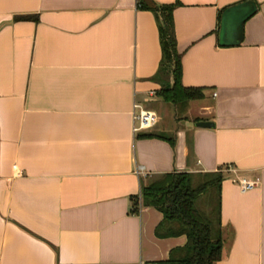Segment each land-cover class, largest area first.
Segmentation results:
<instances>
[{"label":"crops","instance_id":"1","mask_svg":"<svg viewBox=\"0 0 264 264\" xmlns=\"http://www.w3.org/2000/svg\"><path fill=\"white\" fill-rule=\"evenodd\" d=\"M152 1L178 3L180 82L204 88L184 112L156 95L158 19L136 0H0V264L164 261L185 238L156 236L160 212L134 210L141 183L215 171L214 264H264V0L226 47L217 12L242 0ZM133 104L154 112L150 128L132 131Z\"/></svg>","mask_w":264,"mask_h":264},{"label":"trees","instance_id":"2","mask_svg":"<svg viewBox=\"0 0 264 264\" xmlns=\"http://www.w3.org/2000/svg\"><path fill=\"white\" fill-rule=\"evenodd\" d=\"M254 1V0H253ZM256 6L258 3L254 1ZM137 8L156 15L160 61L155 79L159 82L156 95L174 109H186L190 100L203 97V87H185L180 82V53L176 49L171 11L178 3L157 5L152 0H136ZM221 8L217 12V20ZM15 20H36L34 15H19ZM170 80H166V78ZM180 110L179 114H180ZM176 111V112H178ZM178 114V115H179ZM139 136L161 137L170 147L172 137L142 133ZM219 171L191 174L170 172L153 175L140 185L139 196L132 199L135 210L138 202L160 212L161 220L154 228L160 237L184 236L180 247L168 251L164 261L145 264H214L221 257L222 239L219 221Z\"/></svg>","mask_w":264,"mask_h":264},{"label":"water","instance_id":"3","mask_svg":"<svg viewBox=\"0 0 264 264\" xmlns=\"http://www.w3.org/2000/svg\"><path fill=\"white\" fill-rule=\"evenodd\" d=\"M253 0H242L225 7L219 17L217 44L219 46H235L241 42L243 22L256 11ZM198 127H211L208 121H198Z\"/></svg>","mask_w":264,"mask_h":264},{"label":"built area","instance_id":"4","mask_svg":"<svg viewBox=\"0 0 264 264\" xmlns=\"http://www.w3.org/2000/svg\"><path fill=\"white\" fill-rule=\"evenodd\" d=\"M135 109V111H134ZM131 118L133 121L132 131H138L150 128L156 122V115L154 112L140 108L137 104H133V110L131 112ZM140 170L137 169L138 173ZM225 171H233L230 167H227ZM231 180L237 185L241 191L252 189L257 180H247L242 177H231Z\"/></svg>","mask_w":264,"mask_h":264},{"label":"rangeland","instance_id":"5","mask_svg":"<svg viewBox=\"0 0 264 264\" xmlns=\"http://www.w3.org/2000/svg\"><path fill=\"white\" fill-rule=\"evenodd\" d=\"M161 103L164 105V107H166L167 109H170L171 108V106H169L168 104H165V103H163L162 101H161ZM156 107V109L155 110H158L159 111V113L161 112V114H164V108L161 106L160 108L158 107L157 108V103L156 104H154ZM177 112L176 111H174V115L176 114Z\"/></svg>","mask_w":264,"mask_h":264}]
</instances>
